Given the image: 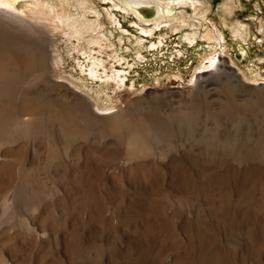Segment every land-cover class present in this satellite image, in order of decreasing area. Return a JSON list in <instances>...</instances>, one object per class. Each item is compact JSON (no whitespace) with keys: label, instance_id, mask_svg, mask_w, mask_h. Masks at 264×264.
<instances>
[{"label":"bare ground","instance_id":"bare-ground-1","mask_svg":"<svg viewBox=\"0 0 264 264\" xmlns=\"http://www.w3.org/2000/svg\"><path fill=\"white\" fill-rule=\"evenodd\" d=\"M93 1L0 2V197H13L12 206L21 197L38 223L29 238L18 232L10 239L44 247L76 228L103 237L123 233L144 245H182L172 263L160 255V264H220L212 223L223 212L204 203L195 213L185 191L199 183L211 193L264 170V86L245 84L226 62L217 65L218 57L211 64L217 75L197 80L194 90H151L125 110L99 115L88 99L48 77L52 34L111 44L107 27L98 29L102 15ZM109 1L134 13L154 5L159 20L174 15L162 8L183 7L174 21L184 25L205 21L210 10L205 0ZM233 8L232 0L224 2L222 14L231 16ZM105 48L98 52L108 57ZM102 57L85 63L87 77H98ZM239 211L264 236V214L249 206ZM190 229L182 238L180 231Z\"/></svg>","mask_w":264,"mask_h":264},{"label":"rangeland","instance_id":"rangeland-1","mask_svg":"<svg viewBox=\"0 0 264 264\" xmlns=\"http://www.w3.org/2000/svg\"><path fill=\"white\" fill-rule=\"evenodd\" d=\"M94 1L98 10L103 13L101 25L107 26L112 32L110 34L112 37L111 44L105 49L114 50V53L115 51L121 53L120 55L126 58L125 62H129L126 66L128 68L133 67L130 69L127 78H123L126 82L114 84L113 81L106 82L107 77L93 80L84 76V72L79 69L75 59L79 54L72 55V53L77 48L88 49L91 46L88 37L75 39L63 31L52 34L49 38L51 45L48 47L50 52L48 67L52 74L50 73L48 77L55 83L63 84L78 95L88 99L93 103L95 113L99 115L114 114L116 111L125 110L133 100L139 99L151 90H182L185 92L194 90L197 80L201 83L210 78V75L216 76L218 73L216 66L222 65L223 62H226L245 84L252 83L253 86H264V0H235L233 2L234 8L231 16L244 22L240 28L243 29L242 35L246 36L247 55L236 57L235 42H229L224 49L216 45L217 51L221 53L219 58L222 62L217 61L213 70L207 72L194 71V68L209 54H213L214 49L210 51L202 48L198 49L199 51L196 53L192 48L179 45L176 51L175 44L164 40L161 49L150 51L149 47L136 43L139 32L135 28H131L124 18H122V23L129 30V37L117 34L108 15L109 4L103 0ZM205 4L210 7L209 19H212L211 21L208 19L210 23L207 24V32H213V24L220 25L219 22L223 21V18L229 20L231 16L222 14L221 6L224 4L222 0H208L203 3L204 7ZM236 4L241 5V7L236 9ZM216 7H220L221 11L216 9L213 12ZM201 13L203 12L201 11ZM189 23L191 25H179L178 27L195 28L194 21H189ZM175 25L177 24H172V26ZM132 39L135 40L133 43ZM73 40L74 42H72ZM228 40H235V38L229 37ZM207 41L212 43L216 40ZM95 47L100 51L98 46ZM161 51L164 52L162 58L159 56ZM77 69L79 70L77 71ZM173 76H177L180 85L179 83L177 85L172 84L170 80ZM256 78H262V80L255 81ZM94 102L97 104L96 107ZM98 106L103 112L98 111ZM113 107L116 109L112 110ZM108 108L109 111L106 110ZM253 171L254 169H252ZM18 187L22 186L15 188ZM199 187V183L197 185L191 184V187L185 191L190 198L191 205H193L192 210L196 213L198 209L203 207L204 203H210L217 208L219 213L220 210L223 212L220 221L216 224L215 222L212 223L215 226V241L212 249L220 252V264H264V236L259 226L253 220H247L248 215L246 216L239 211L241 207L249 206L257 214H264V170L256 176V179L248 178L244 181L230 182L220 187L213 186L210 190L214 193H220L216 197H212V192H203V189L200 190ZM1 194L0 254L5 258L4 264H160V255H163L167 263H172L174 256L180 252L182 247V245H161L158 243L144 245L124 238L123 233H119V238L113 234H109L107 237L100 236L98 233L86 235L77 228L64 233V236L62 234V238H64H61L59 243H50L44 247L23 241L13 242L10 238L18 232L29 238V230L37 228L38 223L33 221L31 213L25 210L21 197H14V202H16L12 206L13 197L7 196L6 192ZM67 203L70 207L75 208L72 200ZM228 207H233L236 212L233 211L230 214ZM207 220L208 222L213 221L210 217ZM180 232L181 237L187 236L186 233L189 232L193 234L192 229L188 232L184 230ZM191 258L194 261L198 260L197 255H192Z\"/></svg>","mask_w":264,"mask_h":264},{"label":"snow or ice","instance_id":"snow-or-ice-1","mask_svg":"<svg viewBox=\"0 0 264 264\" xmlns=\"http://www.w3.org/2000/svg\"><path fill=\"white\" fill-rule=\"evenodd\" d=\"M0 2H3V0H0Z\"/></svg>","mask_w":264,"mask_h":264}]
</instances>
